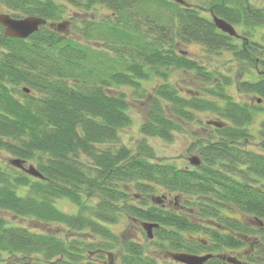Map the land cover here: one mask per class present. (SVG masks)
<instances>
[{"label":"trees","instance_id":"1","mask_svg":"<svg viewBox=\"0 0 264 264\" xmlns=\"http://www.w3.org/2000/svg\"><path fill=\"white\" fill-rule=\"evenodd\" d=\"M183 1L0 0V13L47 21L27 39L4 37L0 25V152L42 175L0 164V264L3 255L22 264H108L111 256L120 264H165L159 252L211 254L208 264H230L218 256L239 250L248 253V264H264L257 261L264 257V118L259 151L245 148L264 104V8L248 0ZM96 5L109 16L75 23L74 16ZM212 16L239 28L236 37L219 31ZM65 18L73 20L71 34L50 27ZM187 43L228 53L254 72L236 83L209 72L183 55ZM172 71L191 73L200 87L182 94ZM152 77L158 81L146 90L143 82ZM123 87L147 93L142 137L133 149L111 148L132 122L126 95L115 90ZM234 92L261 103L238 101ZM197 113L218 124L213 137L194 144L199 165L155 161L147 139L171 142ZM159 189L181 199L179 210L160 205ZM61 199L77 212L58 209L54 202ZM2 213L59 224L67 233L33 232ZM123 219L158 224L153 239L144 245L114 233L110 225Z\"/></svg>","mask_w":264,"mask_h":264},{"label":"rangeland","instance_id":"2","mask_svg":"<svg viewBox=\"0 0 264 264\" xmlns=\"http://www.w3.org/2000/svg\"><path fill=\"white\" fill-rule=\"evenodd\" d=\"M60 3H65V0H56ZM188 3L193 5H200L204 1L208 0H186ZM248 2L256 8H264V0H248ZM6 11H4L5 13ZM10 14V13H7ZM109 16V10L106 9L102 5H96L93 6L90 10H87L86 14H80L79 17L74 16L75 23L79 24L81 26V22L86 19H92V20H101ZM83 17V18H81ZM23 18V17H20ZM72 22V19L65 18L58 22L54 23V28H57V25L62 22H67V24L63 27H59L58 29L62 33H69L73 32L71 30V27L69 22ZM83 23V22H82ZM236 32H239V28L234 27ZM258 33L257 35H259ZM81 42L85 41L81 38H79ZM255 39L257 41H261L258 36H255ZM97 45V48H100L99 44ZM180 49L183 53V55L188 56L191 59H194L198 61L200 64H202L207 71H215L216 73H223L228 76H230L234 82L248 80L250 73L254 72V69H251L250 67L246 66V64L239 63L236 61H232L230 58V55L228 53H222V54H209L206 51H204L203 47L198 43H187L180 46ZM173 84L177 86V88L181 91L182 94H187L186 91L191 90H198L200 87V81L194 77L191 73H182L179 71H172L171 79ZM157 78L152 77L151 80L143 82V88L146 90H149L152 86H154L157 83ZM117 92H123L126 95V101L128 103V114L130 115L132 122L131 125L124 128L119 132V141L118 144L112 145L111 148H115L118 145H125L126 147L133 149L138 142L139 139H141L140 134V126L142 122L145 119V110L147 105L146 96L147 93L140 91L139 94L134 93L133 89L123 87L119 89H115ZM114 93V91H113ZM235 99L238 101L246 102L254 106L260 105V103H257V101L254 99V97L250 94H241L234 92ZM263 108L255 111L253 121L249 125V133L252 135L248 142L246 143V149L252 150V151H259V143H260V137L258 135V129L260 121L264 118V104L262 105ZM215 116L208 114V113H197L195 114V121L191 122L189 124L182 125L183 131L181 133H175L172 136L171 142H166L161 139L156 138H148L147 142L150 146H152L154 152H155V161L158 162H169L173 163L179 168H186V167H193L189 163V159L192 157H197L200 162L201 159L199 155L196 152V148H194V144H196V140L201 139H209L210 137H213L215 134L214 128L212 124H209L212 121H215ZM103 148L107 147V145H103ZM15 159L11 155H7L6 153L0 152V164L5 165L9 164L10 161ZM33 166L31 163H25L24 167ZM158 200H164L165 199V205H170L169 207L172 208H180L181 207V199L175 198L176 194L169 193L163 189H159L158 193L155 195ZM96 200H94L93 203H95ZM54 205L60 209L61 211L67 213V214H75L77 212V207L69 202L68 200L61 199L54 202ZM168 207V206H167ZM3 217L7 218L10 221H15L14 223L17 225H20L22 227L27 228L30 231L33 232H41V233H48L52 234L58 237H65L64 235L67 233V229L59 224H45L41 223L36 220L32 219H13L8 213H2ZM240 216V215H239ZM143 222H137L135 220H129V219H123L118 224H112L110 225L111 230L114 233L121 234L122 232L128 233V235L134 239H137L139 242H141L144 245H147V241L149 238L147 237L145 229L142 227ZM152 230V235H153ZM154 237V235H153ZM152 237V239H153ZM150 239V240H152ZM239 251H237L238 254ZM114 254H116L114 252ZM171 253L164 254L160 253L157 254V257L159 258V261L165 264H179L175 262L171 256ZM224 254L230 255V256H236L233 252L226 251ZM264 255V252H263ZM3 258L5 260L2 262V264H22L24 261L18 260L17 258L9 257L7 255H3ZM108 264H120L118 257L111 256V258L108 259ZM259 263H264V257L259 256L257 259Z\"/></svg>","mask_w":264,"mask_h":264},{"label":"water","instance_id":"3","mask_svg":"<svg viewBox=\"0 0 264 264\" xmlns=\"http://www.w3.org/2000/svg\"><path fill=\"white\" fill-rule=\"evenodd\" d=\"M173 2H176L178 4L184 5L183 0H171ZM212 21L215 25V27L227 34L231 37H236L237 33L232 25L227 23L225 20L218 18L216 16H212ZM47 21L41 17L37 16H26L23 18H14L6 13H0V25L3 27V36L4 37H11V38H18V39H27L30 35L35 33L40 26L45 25ZM67 23L62 22L57 25V27L61 28L65 26ZM53 24H50V27H52ZM25 92H27V89H24ZM257 103H261L260 99H257ZM210 124L214 126H218L216 122H210ZM189 163L192 165H198L199 159L197 157H192L189 159ZM10 164L13 166H16L17 168L21 169L24 173L28 174L29 176L42 179L41 173L35 169L33 166L24 167V161L13 159L10 161ZM158 224L156 223H142V227L145 229L147 237L149 239H152V230L153 228L157 227ZM171 258L180 264H207V262L213 257L211 254H204V255H198V254H191L186 252H175L170 254ZM220 259L225 260L227 263L230 264H241L240 261H238L233 256H218Z\"/></svg>","mask_w":264,"mask_h":264},{"label":"flooded vegetation","instance_id":"4","mask_svg":"<svg viewBox=\"0 0 264 264\" xmlns=\"http://www.w3.org/2000/svg\"><path fill=\"white\" fill-rule=\"evenodd\" d=\"M56 29H58V28H56ZM175 198H177V197H175ZM165 199L160 203V205L162 206V207H165V208H170L169 206L170 205H168L169 203H167V206L165 205ZM176 210H179L178 208L176 209ZM248 256V253L247 252H243V250H239V252H238V254L236 253V256H234L238 261H240L241 262V264H248L247 262H246V260H245V258Z\"/></svg>","mask_w":264,"mask_h":264}]
</instances>
